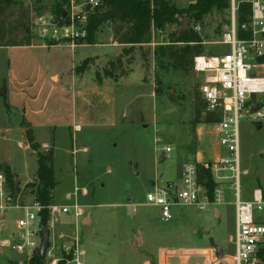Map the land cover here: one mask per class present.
I'll return each mask as SVG.
<instances>
[{
  "label": "rangeland",
  "instance_id": "374dc122",
  "mask_svg": "<svg viewBox=\"0 0 264 264\" xmlns=\"http://www.w3.org/2000/svg\"><path fill=\"white\" fill-rule=\"evenodd\" d=\"M164 1L181 11L182 17L190 19L191 36L200 38L202 55L210 56L227 51L221 45L222 34L230 25L231 2L236 5L238 0H230L228 9L211 10L198 21L184 12L196 0ZM19 2L23 5L22 10L15 7L5 14L8 29L12 38L15 37L19 43L22 34L17 21L23 20L31 31L32 45L54 47L42 58L47 69L69 76L72 62L78 64L84 57L99 55L103 51L100 46H84L72 56L68 41H53L39 35L36 25L38 20H56L61 11L58 7L60 0ZM156 2L148 0L147 8L152 9ZM112 29L113 25L110 23L100 26L95 42L105 43L108 36L112 35ZM176 29L177 24L152 28L150 43L135 46L130 52L125 51L129 47L124 46L120 52L123 58L114 66L109 63L95 64V60L89 64L98 83L107 78L105 71L112 75V80H117L132 70L138 72L144 88L142 90L144 93L148 90L150 99L145 98L142 105L135 102L140 89L135 83L136 74L133 73L131 83L127 82L123 88L125 98H128V108L126 119L122 123L87 131L83 128L81 132L74 130V135L78 138L77 145L89 149L76 156L81 159L91 157L90 163L80 171L81 177L76 178V185L87 189V195L79 197L77 201L83 209L82 219L90 212L91 223L82 226V219L59 216L52 219V228L46 225L49 246L53 247L52 255L58 260L64 258L63 264H71V259L75 257L79 258L81 264H219L220 261L216 260V247L221 248L223 261L225 257L228 259L232 255L233 246L229 238L234 232L235 196L228 183L224 185V201L220 206H212L205 212L192 206L175 205L172 207L173 218L169 223H163L158 209L146 203V195L152 191L155 182L172 184L174 190L180 189L182 172L186 166L211 165L220 156V153L212 152L209 158L205 155L206 159L196 161L199 149L206 152V146L203 147L197 137L198 126L203 130L201 133L204 140L211 141L210 145L217 143V139L212 124L203 123L206 117L204 109L199 117L200 123H192L195 99H199L200 75L192 69L173 71L167 58L162 55V49L170 45V42L185 36L177 34ZM181 45L174 43L175 47ZM25 52L23 50L16 53L14 60L18 64L22 57L25 58ZM5 56L0 51V93L3 90L1 80L6 74ZM124 61L128 63L127 67H123ZM130 65H135L134 68L137 69L129 70ZM65 84L61 80L57 87L62 89L44 90L43 97L48 104L49 113L57 109L62 112L70 104H67L66 97L61 94ZM68 97L70 100V96ZM256 99L259 100L263 117L251 122L242 119L239 124V194L242 200H249L255 188L264 191V95H259ZM76 103L83 106L79 99ZM93 103L95 107H105L104 99H94ZM24 126L21 111L12 110L6 105L4 94L0 95V168L6 166L5 158H2L4 155L9 156L13 166L18 169L26 168L23 175H15L21 183L33 182L37 169L35 154L28 148L24 138ZM41 131H36L37 140L34 139L36 142L47 139L48 147H40V152H46L52 148L53 142L50 136H44ZM70 141L65 129L57 130L54 166L56 186L52 198L58 204H65L64 196L72 193L74 188L75 173L68 153ZM165 148L171 151L165 152ZM75 149L74 146L73 151ZM24 174L27 176L24 177ZM226 176L229 180L230 174ZM231 182L235 184V180ZM29 200L27 198L26 202ZM215 210L220 212V218L219 215L214 217ZM18 215L16 212L10 213L7 218L9 223ZM23 259L16 254L5 253L4 258H0V264H29ZM46 262L47 260L45 264Z\"/></svg>",
  "mask_w": 264,
  "mask_h": 264
},
{
  "label": "built area",
  "instance_id": "2783aa9c",
  "mask_svg": "<svg viewBox=\"0 0 264 264\" xmlns=\"http://www.w3.org/2000/svg\"><path fill=\"white\" fill-rule=\"evenodd\" d=\"M108 1L66 0L62 6V20H38L36 25L39 35L53 41H68L72 47L83 44L87 38L88 16L103 11ZM239 1L250 5V16L247 23L238 26L237 4L231 2L230 25L221 39V45L227 51L210 56L201 54L193 59L192 64V70L201 77L198 96L204 105V113L212 114L216 119L212 126L220 156L211 165L202 164L210 171L212 179H216L213 180L216 184L212 197L210 199L207 190L197 182L196 165H188L182 172L180 189L174 190L172 184L155 182L152 191L146 195V203L158 209L163 223H169L175 205L192 206L205 212L212 206H220L224 201V185L228 183L235 196L234 232L229 238L233 254L228 259L225 257V262L264 264V191L261 188L253 189L249 200H242L239 194V124L242 119L251 122L263 117L256 98L264 95V0ZM239 31L248 37L240 39ZM252 104L257 105L256 112H252ZM170 151L165 148V152ZM226 174H230L229 180ZM34 179L33 182L21 183L13 176L11 187L0 168V258L10 253L29 262L39 248L42 225L40 212L44 207L37 201L38 180L36 176ZM231 180H235V184ZM86 195L87 189L75 184L73 192L64 196L65 204L52 200L45 207L48 212L47 225L52 228V219L59 216L81 220L84 213L77 201ZM27 198L30 199L28 202ZM12 212L19 215L9 223L7 218ZM52 249L51 246L46 249L44 264L45 260L47 264L59 263L60 260L53 257ZM71 264L81 263L75 257L71 259Z\"/></svg>",
  "mask_w": 264,
  "mask_h": 264
},
{
  "label": "crops",
  "instance_id": "0c3cea01",
  "mask_svg": "<svg viewBox=\"0 0 264 264\" xmlns=\"http://www.w3.org/2000/svg\"><path fill=\"white\" fill-rule=\"evenodd\" d=\"M84 46H100L103 51L100 52L99 55L84 57L81 61H78V64L72 62L69 69V76L59 75L60 73L49 68L47 69L44 66L43 63L45 62H43L42 58L45 54H48L50 50L54 49L53 46L47 47L46 45H31L28 47L0 48V51L6 55L5 58L7 61H5L7 65L6 74L1 80L3 90H5L4 101L6 105L12 110L21 111L25 126L31 127L36 140L37 138L35 134L37 130H42L41 133L44 136H50L52 138L54 178V166L56 164L55 136L58 129L66 130L68 139H71V148L68 153L72 158L71 166L73 167V172L75 173L74 185L77 184L76 178L81 177L80 171H83L84 167H86L91 160V157L81 159L76 156L77 153L80 154L88 152L89 149L86 146L77 145L78 138L74 135V130H79V132H81L83 128L87 131L97 127L101 128L108 125L112 126L122 123L126 119L128 108V98H125V90H123V88L127 82L131 83L130 78L133 76V73L136 74L134 76L136 79L135 83L140 89V94L135 99V102L142 105L145 98L150 99L148 90H146L145 93L142 90L144 88L141 86L142 83L140 82L138 72L133 70V72L131 71L117 80H112V78L107 77L99 83L93 77L94 72H92L91 65L88 66L83 74H75L74 68L79 66L85 59H93L92 61L95 60V64L101 63V65H104V63H109L112 58L119 55L121 48L125 45L114 43L112 41V35H110L105 43H95L94 45L83 43L75 47L70 46V54L73 56L76 50ZM23 50L26 51L23 54L25 55V58L22 57L18 64L14 58L16 57V53H21ZM127 64L128 63L124 61L123 67H127ZM134 66L135 65H130L129 70L137 69L136 67L134 68ZM61 80L66 83V87L63 91H61V94L64 98L66 97L67 104H69V102L70 104L68 107H64L62 112H60V109H57L49 113V111H47L48 104L44 100L43 92L47 89L52 91L62 89L57 87L58 82ZM39 82L40 84L38 85ZM68 96H70V100ZM78 99L83 106L77 105L76 102ZM94 99H97L98 101L104 99L105 107H102L104 110L99 106H93V104H95L93 103ZM71 129L73 130V133H71ZM201 131H203L202 128L198 126L196 129L197 137L202 146H206V152L204 149L202 150V148L199 149L196 156L197 162L206 159L205 155H208L209 158V155L212 152L220 153L218 144L213 142L210 145L211 141L208 142L204 140V135ZM36 143H38L42 148L48 147L47 139L45 140V138L41 141H37ZM74 146L76 148L75 151H73ZM208 147L210 150H207ZM3 157L5 158L4 163L6 166H9L14 178L16 174L23 175L22 173H26V168L20 170L13 166L12 160L9 156L4 155L2 158ZM162 158H164V155ZM82 164L83 168H81ZM24 175V177L27 176L26 174ZM83 188L86 187L83 186ZM220 216L221 214L219 212V218Z\"/></svg>",
  "mask_w": 264,
  "mask_h": 264
},
{
  "label": "trees",
  "instance_id": "16d2710c",
  "mask_svg": "<svg viewBox=\"0 0 264 264\" xmlns=\"http://www.w3.org/2000/svg\"><path fill=\"white\" fill-rule=\"evenodd\" d=\"M152 9L147 8L148 0H109L103 11H97L87 18V38L85 43L94 45L96 33L100 26L105 23L113 25L112 35L113 42L119 45H125L129 48L125 51L130 52L133 47L141 46L150 43L151 29L160 28L164 25L176 24L174 17L181 15V11L175 10L164 0H156ZM66 0H60L58 7L61 11L57 21L62 20V6ZM230 0H196L190 4L184 12L191 15V18L196 21L209 13L211 10H226L229 8ZM23 9V5L19 0H0V48L5 47H28L31 46V31L23 20L17 21L22 34L19 43L16 38H12V33L8 29L5 14L12 8ZM250 16V5L238 0L236 10V23L241 26L248 22ZM240 39H246L247 34L242 31L238 32ZM174 43H181L180 47H175ZM201 40L198 36H181L177 41L170 42V45L162 49V55L167 58L169 66L173 71L184 72L192 69L193 59L201 55L200 48ZM93 59H85L79 66L74 68V73L77 75L83 74L88 68ZM120 63V60L110 61L109 65L114 66ZM104 75L112 78L108 72ZM204 109L203 103L199 99H195L194 105V121L193 124H198L199 117ZM216 121L212 114H206L204 124H213ZM24 138L28 148L35 154L36 157V178L38 180L37 201L44 207L40 212L42 225L46 227L48 220V212L46 206L52 203V192L56 186L53 176V149L46 152H40V145L35 142L33 131L30 126H24ZM5 173L9 186H13V174L9 166L2 167ZM197 182L206 190L207 195L211 199L212 191L215 187L212 176L208 169H205L202 164H196ZM64 258L58 264H63ZM29 264H44V260L33 258Z\"/></svg>",
  "mask_w": 264,
  "mask_h": 264
},
{
  "label": "water",
  "instance_id": "95a60500",
  "mask_svg": "<svg viewBox=\"0 0 264 264\" xmlns=\"http://www.w3.org/2000/svg\"><path fill=\"white\" fill-rule=\"evenodd\" d=\"M174 21L177 24V29L176 32L179 35H187L191 36V30L189 28L190 26V19L186 17H182L181 15H176L174 17ZM53 24L55 23V20L52 22ZM123 58L122 54L117 55L115 58H112L110 61H119ZM5 93V90H2L0 95L2 96ZM252 112H256L258 110V107L256 104L251 105ZM219 215V212L217 210L214 211V217H217ZM91 223V217H90V212L82 219L81 225L85 226L87 224ZM139 243V246H141V242L139 239L136 240ZM49 246V231L46 227L41 225V240L39 244V248L35 250L33 253V258L43 260L45 256V251ZM216 252V259L220 261V264H227L225 261H223V253L221 248L216 247L215 249ZM20 264H23V262H20Z\"/></svg>",
  "mask_w": 264,
  "mask_h": 264
}]
</instances>
